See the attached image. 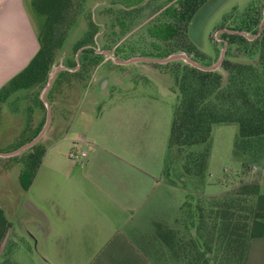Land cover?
Here are the masks:
<instances>
[{"label": "rangeland", "instance_id": "rangeland-1", "mask_svg": "<svg viewBox=\"0 0 264 264\" xmlns=\"http://www.w3.org/2000/svg\"><path fill=\"white\" fill-rule=\"evenodd\" d=\"M80 1L74 0V9L79 11L77 25L69 32L64 47L55 57L51 71L57 65L69 68L57 72V79L61 82L69 81L72 76H81L88 80L93 70L97 76H108L110 81L105 90H102L97 82L92 84L74 82L61 91L58 102L52 105L50 122L53 126L58 116H61L63 123L61 135L67 133L71 140L61 142V147L57 151L68 154L72 149L81 150L83 143L94 138V125L103 123V119L100 120L99 117L105 107L109 110L122 103L138 106L140 102L145 101L146 104L160 106L167 115L165 126L161 129L167 148L164 176L168 183L177 185L183 192L180 209L171 230L177 233L176 238L182 237L186 240L189 235L195 236L194 228L185 227L190 219L186 216L185 209L181 210V207L188 202L195 211L198 206L203 210L209 209L211 206L208 202L209 197L232 196L234 192L240 191L243 184L259 186L264 184V136L252 139L235 155L233 145L238 133L237 125L226 123L214 125L206 143L169 149L170 126L177 99L174 79L182 73L184 61L178 59L155 65L159 72L142 62L117 63L112 57L119 59L137 56L165 57L154 55L169 48L185 45L178 38L157 41L148 32L149 26L170 21L164 9L174 4L175 0H142L131 6L123 5L122 0H86L82 6ZM251 1L208 0L197 11L189 24L187 34L208 57L203 62L214 64L224 47L218 30L223 17L228 16L224 25L232 27ZM28 2L44 21V16L41 15L42 7L50 5L51 1L28 0ZM85 30L86 35L80 39L81 32ZM214 39L216 43H213ZM153 41H157L158 47L152 45ZM87 43L94 46V55H98L97 59L91 60L92 53L88 52L86 55L82 53V49L79 51ZM104 51L109 53L105 54ZM77 54L78 67L75 66ZM226 56L234 61L256 63L258 53L257 50L244 52L237 45H231ZM96 62L99 63L97 67ZM79 68L82 69L78 71ZM218 71L225 79L226 73L221 68ZM145 87L150 89L145 94L144 101L142 89ZM41 91L42 86L39 92ZM138 96L143 101L136 99ZM21 121L22 117L18 115L16 122H2L0 152L10 151L16 147L18 138L14 134L20 131ZM97 136L100 139L114 138L113 135H107L102 131H97ZM73 139L77 141L72 143ZM42 142L46 143L47 139L43 138ZM205 151L207 157L202 166L200 153ZM184 165L189 172L184 170ZM19 170L18 162L0 159V207L11 223L5 242L0 245V264H49L44 257L45 252L49 253L48 247L52 248L54 254L62 255L59 259L52 255L55 264H76V259L72 258L65 248L63 251L58 250L60 245L67 243L44 242L43 230L40 228L43 220L28 202L35 201L36 197L43 203V183L38 184L36 189L30 185L24 190L18 179ZM243 196L236 195L242 201L240 207L251 206L254 197H247L244 202ZM54 244L56 248L53 249ZM176 250L170 239L165 237L163 253L156 260L160 264H186L187 259L181 253L177 254ZM222 252L223 249L218 248L216 243L212 244L211 257L216 259L217 264H238L228 263Z\"/></svg>", "mask_w": 264, "mask_h": 264}, {"label": "crops", "instance_id": "crops-1", "mask_svg": "<svg viewBox=\"0 0 264 264\" xmlns=\"http://www.w3.org/2000/svg\"><path fill=\"white\" fill-rule=\"evenodd\" d=\"M39 15L28 0H0V87L37 52L44 23ZM94 71L87 82L70 79L60 84L53 93L51 113L61 91L74 82H97L105 90L110 78ZM149 89H142L144 101ZM9 103L2 111L0 128L3 121L16 122L21 115L20 131L14 134L19 140L27 121L26 105L19 101L15 108ZM99 118L103 123L94 125V138L77 150L86 153L80 160L57 151L61 142L71 140L67 133L61 135V116L53 126L50 122L43 137L46 151L30 186L36 189L43 183V203L36 197L28 202L41 215L44 242L67 243L58 250L65 248L76 264H160L156 259L163 253L164 231L172 228L183 199L182 189L164 176L167 148L161 129L166 112L146 101L138 106L122 103L109 110L105 107ZM97 131L114 138L100 139ZM255 207L264 211V184ZM48 252L44 257L49 264H55L52 255L62 256L51 247ZM244 264H264V234L249 240Z\"/></svg>", "mask_w": 264, "mask_h": 264}, {"label": "trees", "instance_id": "trees-1", "mask_svg": "<svg viewBox=\"0 0 264 264\" xmlns=\"http://www.w3.org/2000/svg\"><path fill=\"white\" fill-rule=\"evenodd\" d=\"M50 1V5L42 7L41 15L44 16V23L38 34L37 52L23 69L0 87V121L2 111L6 109L9 101V104L15 108L19 101L26 105L27 121L16 147L33 138L45 122L46 107L39 90L41 86L42 89L45 86L55 57L64 47L71 28L78 22L79 11L74 9V0ZM81 1L82 6L86 0ZM122 1L123 5L131 6L142 0ZM207 1L175 0L174 4L164 9L170 21L149 26L150 36L157 41H170L178 38L185 45L163 50L154 56H167L183 50L196 61L209 65L203 62L208 59L206 54L196 47L187 34L189 22ZM263 10L262 0H252L231 27L232 30L247 33L248 37H253L252 39L240 33L223 32L220 34L227 43L225 56L219 67L226 73L225 79L218 71L219 68L204 71L184 62L182 73L174 79L177 99L170 126L169 149L206 143L212 127L226 123L237 125L238 133L233 145L235 155L252 139L264 136V22L259 28ZM227 17H223L220 28L224 27ZM86 30L81 32L80 39L86 35ZM157 41H153L152 45L158 47ZM213 41L216 43L215 39ZM231 45H237L244 52L257 50L256 63H245L227 58L226 55ZM82 47H84L83 54L92 53L91 60L97 59L98 55H94L93 45L87 43ZM148 64L160 65L159 63ZM81 69L79 68L78 71ZM62 71L65 70L59 72ZM57 78L58 75L55 76L46 93L49 103L61 82ZM71 79L87 81L81 76H72ZM63 82H68V80L62 81L61 84ZM33 111L38 113L32 115ZM45 151L46 147L40 140L18 155L0 157V159L8 162L14 160L19 163L18 179L22 188L27 190L40 167ZM200 156L202 166H204L207 151L200 153ZM183 168L186 172L190 171L185 165ZM259 187L258 184H243L240 191L234 192L232 196L209 197L208 202L211 205L209 209L204 208L203 210L198 206L195 211L192 205L186 202L181 207V210L185 209V214L190 219L185 227L194 228L195 236L189 235L186 240L182 237L176 238L177 233L169 228L164 231V237L170 239L173 247L177 249V254L181 253L187 259L186 264H217L216 259L211 257L213 243L223 249V257L228 263L244 264L249 240L264 234V211L257 210L255 207ZM238 194L244 195L242 198L244 202L247 197H254L252 205L240 207L241 199L236 197ZM206 218L208 220H205ZM10 226V221L0 207V245Z\"/></svg>", "mask_w": 264, "mask_h": 264}, {"label": "water", "instance_id": "water-1", "mask_svg": "<svg viewBox=\"0 0 264 264\" xmlns=\"http://www.w3.org/2000/svg\"><path fill=\"white\" fill-rule=\"evenodd\" d=\"M263 22H264V10H263V18H262L261 23H260V28H261ZM226 31L229 33H240V34L246 35L248 37V34L245 32H242V31H237V30H226ZM219 32H221V31H219ZM248 38L252 39L253 37L249 36ZM226 47H227V43L224 42V47L221 49L218 59L215 61L214 64H211V65H203V64L199 63L198 61H196L195 59H193L192 57H190L185 52H175V53H171L165 57L137 56V57H131L128 59H119V58L112 57V59H114L117 63L145 62V63H159V64H164V63H168V62H171L174 60L181 59L184 62H186V63H188V64H190V65H192V66H194L200 70L211 71V70L218 69L220 67L221 61L223 60V58L225 56ZM83 48L84 47H81L79 49V51ZM104 53L108 54L109 52L104 51ZM76 57H77L76 61H77V67H78L79 66L78 54L76 55ZM62 69H69V68H65L62 65H57L52 71H50L47 82L42 89L41 99H42V101L46 107V115H45V122H44L42 128L40 129V131L33 138H31L29 141L19 145L18 147L14 148L10 151L0 152V157L6 158V157L18 155L22 151L30 148L32 145L39 142L44 137L46 131L48 130V128L50 126V120H51V106H50V103L48 102V100L46 99V93L50 89L57 72L62 70Z\"/></svg>", "mask_w": 264, "mask_h": 264}, {"label": "built area", "instance_id": "built-area-1", "mask_svg": "<svg viewBox=\"0 0 264 264\" xmlns=\"http://www.w3.org/2000/svg\"><path fill=\"white\" fill-rule=\"evenodd\" d=\"M68 156L73 160H80L81 158H84L86 156V153L84 151H77L76 149H72L68 153Z\"/></svg>", "mask_w": 264, "mask_h": 264}, {"label": "flooded vegetation", "instance_id": "flooded-vegetation-1", "mask_svg": "<svg viewBox=\"0 0 264 264\" xmlns=\"http://www.w3.org/2000/svg\"><path fill=\"white\" fill-rule=\"evenodd\" d=\"M192 20V19H191ZM191 23V21L189 22V24ZM188 27H189V25H188ZM259 28H260V25H259ZM219 31H221V32H219V33H223V32H227L226 30H232L231 29V26H227V25H224V27H222V28H220L219 27V29H218ZM250 39V38H249ZM224 40L222 39V43L224 44ZM227 48V47H226Z\"/></svg>", "mask_w": 264, "mask_h": 264}]
</instances>
